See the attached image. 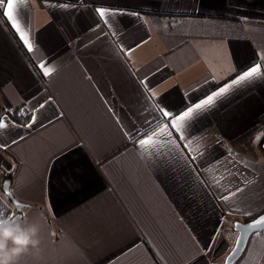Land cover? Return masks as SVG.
<instances>
[{
  "label": "crops",
  "instance_id": "crops-1",
  "mask_svg": "<svg viewBox=\"0 0 264 264\" xmlns=\"http://www.w3.org/2000/svg\"><path fill=\"white\" fill-rule=\"evenodd\" d=\"M16 14L41 52L0 10V115L46 104L31 128L5 116L0 129V210L16 215L11 175L16 222L41 240L19 264H223L230 222L264 212V79L199 110L187 147L142 150L128 133L146 129L149 100L184 108L246 71L264 49V0H17ZM235 264H264V231Z\"/></svg>",
  "mask_w": 264,
  "mask_h": 264
},
{
  "label": "snow or ice",
  "instance_id": "snow-or-ice-1",
  "mask_svg": "<svg viewBox=\"0 0 264 264\" xmlns=\"http://www.w3.org/2000/svg\"><path fill=\"white\" fill-rule=\"evenodd\" d=\"M47 2V0H46ZM50 6H59L62 8L68 7L67 4L60 5H50ZM17 0H0V10H2L3 17L6 18L7 22L11 24V28L15 31V33L19 37V41L22 42L27 49V52L30 54H38L41 52L39 45L35 42L36 38L33 34H31V26L27 22L21 23L18 15L16 14ZM105 8L98 7L97 14L99 17L104 18L106 14ZM125 10H111L112 17H115L117 14L124 12ZM110 26V25H109ZM115 35V33H113ZM258 59L248 67L246 71H243L242 74H239L236 79H234L231 84L220 88L219 90L212 91L211 94L206 95V98L200 99L198 102L185 106L184 108L179 109H170L164 106L161 103H156L154 100H149L147 97L148 92H152V95L155 96V92H153L152 88L148 85L146 78L142 79L140 83L143 85L145 99L149 100V107L145 109V112H153L154 114L151 116V119L146 118L145 124L146 129H141L138 133L133 135L131 132L128 135L131 137L132 141L135 143L137 140L139 141V147L142 150H145L147 146L151 145L154 142V138H162L161 143L164 144H173L176 142H183V146L187 147V145L191 142V134H190V125L192 122L202 113L199 111L203 109L205 106L211 108L214 105L215 98L220 97L222 94L226 93L233 86H240L245 82H252L254 78H262L264 79V74H262V67H264V49H260L256 53ZM37 66L43 72L45 77H50L51 74L56 70L54 65H49L46 63V60L42 57L38 58ZM207 79L205 83H207ZM29 106H31V102H29ZM46 104H40L38 108L32 107L31 111V119L30 122H25L23 126L31 128L33 125L39 123V114L40 110L44 109ZM6 115V114H5ZM5 115H0V129L5 128L6 119ZM21 116L28 115L27 112L21 111ZM15 126V125H13ZM159 129L158 132L154 131V129ZM152 132V136H148V133ZM147 137V138H144ZM166 137V138H165ZM15 143V141H13ZM0 147H6V145H0ZM156 155H163V150H156ZM149 157H152L153 152L149 150L147 152ZM203 155V152L200 153ZM195 159V157H193ZM214 163H219L215 161ZM211 167V165H209ZM4 194L11 199L12 193L7 191V185L4 186ZM231 196L223 197V199L228 200ZM3 206L0 205V208ZM17 210L20 209V205L15 204ZM245 215L252 216L251 212H245ZM11 217V216H7ZM5 218L4 211L0 210V219ZM12 218V217H11ZM236 228H241L240 225H235ZM244 231H256L257 233L264 231V215H259L254 218L251 223L243 226ZM216 235H219V230H217ZM216 236L212 237V243H215ZM240 242H237V247L233 249L232 255L228 257L225 261V264H231V260L235 253L239 250ZM211 249V243L209 244L208 250ZM207 250H205V254Z\"/></svg>",
  "mask_w": 264,
  "mask_h": 264
},
{
  "label": "clouds",
  "instance_id": "clouds-1",
  "mask_svg": "<svg viewBox=\"0 0 264 264\" xmlns=\"http://www.w3.org/2000/svg\"><path fill=\"white\" fill-rule=\"evenodd\" d=\"M40 243L38 225L21 224L11 217L0 219V264H19L30 249L38 254Z\"/></svg>",
  "mask_w": 264,
  "mask_h": 264
},
{
  "label": "water",
  "instance_id": "water-1",
  "mask_svg": "<svg viewBox=\"0 0 264 264\" xmlns=\"http://www.w3.org/2000/svg\"><path fill=\"white\" fill-rule=\"evenodd\" d=\"M9 184H10V182L8 180H5L3 182L2 187H1V190H2L3 193H4V186L5 185H7V191L10 192V190H9ZM7 199L14 205V207H15V204H17V203L20 205V209L19 210H17V208L15 207V209H16V215L12 218L16 222V221H18L21 218V213L20 212H21L22 205L19 202H17L12 196H11V199H9V197H7ZM261 215H264V213L261 214ZM251 222H252V220L249 221V222H246V223L234 222V224H233V230L237 233V237L235 239V242H234V245H233L232 249L226 255L223 264H225V261L228 259V257L230 255H232L233 249H235L237 247V242L239 241L240 242V244H239V250L235 253V255L233 256V258L231 260V264H235L236 261L243 254V252H244V250L246 248V245H247L250 237H252L255 234H258L256 231H252V230L244 231L243 230V226H245L246 224L251 223ZM235 225H240L241 228L238 229V228L235 227ZM261 232H263V231H261ZM261 232H259V233H261Z\"/></svg>",
  "mask_w": 264,
  "mask_h": 264
},
{
  "label": "trees",
  "instance_id": "trees-1",
  "mask_svg": "<svg viewBox=\"0 0 264 264\" xmlns=\"http://www.w3.org/2000/svg\"><path fill=\"white\" fill-rule=\"evenodd\" d=\"M3 111V110H2ZM21 111H25L28 113V115H25V116H21L20 115V112ZM3 115L7 116L11 121H13L14 123L16 124H19V125H24L25 122H28L31 118V111L30 110H27L26 108H24L23 106H20L14 110H4ZM264 139V138H263ZM10 178H11V175H7L5 176V179L10 181ZM264 212L258 214V215H254L252 217H248V218H245V219H242L240 222L241 223H246V222H249L251 220H253L254 218L258 217L259 215L263 214ZM234 222H230V225H231V228L233 226Z\"/></svg>",
  "mask_w": 264,
  "mask_h": 264
}]
</instances>
